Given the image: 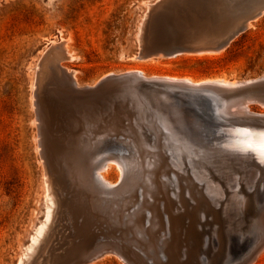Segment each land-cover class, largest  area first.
I'll use <instances>...</instances> for the list:
<instances>
[{
    "label": "rangeland",
    "instance_id": "374dc122",
    "mask_svg": "<svg viewBox=\"0 0 264 264\" xmlns=\"http://www.w3.org/2000/svg\"><path fill=\"white\" fill-rule=\"evenodd\" d=\"M259 7H264V0H0V264H78L83 254L105 244L117 246L114 248L124 257L108 251L86 264H237L249 255L250 248L264 236V168H257L253 178L249 169L234 157L226 156L224 159L232 170L204 165L210 168L216 183L201 168L203 165L190 164L202 157L192 156L193 160L180 156L181 151L175 147L174 132L195 135L188 131V125L163 122L155 117L153 122L161 123L162 128L156 125L167 138L160 140L162 149L166 147L162 154L167 161V173L156 174L155 159L145 154L149 138L143 137L145 126L138 117H145V109H137L133 115L134 130L141 142L134 132L128 134L125 129L122 133L113 122L114 114L109 116L112 118L108 114L144 77L149 82L157 78H186L194 83L221 80L235 83L236 88L264 79V11L250 19V25L229 42L225 41L230 32L242 25L247 13ZM160 47L191 50L146 54L147 48ZM110 79L119 86L114 83L106 87L109 95L104 103L86 104L73 91L94 89ZM248 93L255 94L254 99ZM263 93L264 86L242 95L251 98L250 102L253 100L241 102L242 106L246 102L256 118L264 117ZM237 101H232L234 107L239 104ZM234 107L231 111L236 110ZM155 108L162 111L159 106L149 109ZM183 110L189 114L196 112L192 108ZM123 122L128 126V120ZM150 139L155 141V136ZM202 148L218 154L213 146ZM98 153L130 162L127 170L112 164L109 169L89 173L90 168H96L94 159ZM76 163L86 167L88 173L82 174L83 168ZM195 171L197 175L193 174ZM186 174H190L188 177L197 188L207 187L203 190L205 194L219 201L218 205L209 197L213 213L210 209V212L197 211L194 222H198L193 231L195 236L200 231L202 247L194 260L187 256L196 242L195 237L187 235L191 219L173 225L176 228L169 221L170 213H184L181 197L190 204H187L191 207L187 206L189 211L195 205L184 189L186 181L180 179ZM154 180L168 187L162 188L161 195L155 191L159 183ZM97 182L103 185L98 186ZM52 189L57 193L55 196ZM214 190H221L217 191L219 196ZM166 199L175 203L170 213L164 208V202L168 205ZM118 210H122L121 214ZM221 216L224 220H220ZM45 226L46 232L41 236L40 228ZM210 228L218 234L209 233ZM174 240L178 243L175 241L173 249L177 255L172 256L177 257L173 259L169 248ZM252 264H264V249Z\"/></svg>",
    "mask_w": 264,
    "mask_h": 264
},
{
    "label": "bare ground",
    "instance_id": "6f19581e",
    "mask_svg": "<svg viewBox=\"0 0 264 264\" xmlns=\"http://www.w3.org/2000/svg\"><path fill=\"white\" fill-rule=\"evenodd\" d=\"M170 1H173V0H170ZM247 25H250V23H249V21H247L246 22V25L245 26H247ZM250 27V26H249ZM213 53V52H212ZM174 57V56H173ZM131 74V73H130ZM131 76V75H130ZM129 75H128V77H130ZM133 76V75H132ZM118 77V76H117ZM125 77V76H124ZM123 77V78H124ZM126 77H127V75H126ZM135 77V76H134ZM133 77V78H134ZM132 78V77H131ZM132 78V79H133ZM141 78H143V76L141 77ZM140 77H139V79H141ZM122 79V78H121ZM131 79V80H132ZM144 79H146L145 77L143 78V80ZM111 80V79H110ZM157 80H162V79H160V78H157ZM163 80H165V81H169V82H172V83H184V84H186V85H190L191 86V88H193V89H196L195 90V93H193V95H195L197 98L199 97V95H200V93H202V92H200V91H197V88L198 87H201L202 85H210V86H215V85H218V86H215V87H219V88H221L220 90V93H222L223 95H228V96H230L231 98H232V100L231 101H229L228 103H223V102H220L218 99H216L215 98V96H213V95H211V97L207 100H205V101H203L204 103H207L210 107H205L204 105H203V103L201 104V103H199V102H197V100H195L193 103H192V105H193V107L197 110V112L196 113H193V114H187L186 112H185V110H183V108H181L180 106H178L177 105V102L175 103L174 101H172V106L171 107H169V108H167L166 109V111H165V113H160V112H157L156 113V116L157 117H159V118H162L161 120L164 122H169V121H171L173 124H177L178 122H181V123H184L185 124V126L186 125H188V131L191 133V131L192 132H194L195 133V135L194 134H192L191 136L190 135H187V136H185V134H183L182 132H180V131H178V132H174L173 134H174V139H173V142H174V144L176 145L175 147H176V149H178L179 151H181L180 152V156H185L186 155V157H188V156H190L191 158H192V156H195V157H202V160L201 161H197V162H191L190 164H194L195 165V163H197L198 164V167H199V165L200 166H202L203 165V167H201V168H205V172L206 173H209V176H210V178H212V180L213 181H215L216 182V177H214L212 174H211V170H210V168H206L204 165H206V164H212L211 166V168H213V169H216L217 167H220L221 169L222 168H224V167H227V168H229L230 170H232L231 169V167L228 165V161H226L225 159H224V157H226V156H232V157H234V159L239 163V164H241V165H244L245 166V168H247V169H249V172L251 171L252 172V177L254 178V176H255V174H256V171H257V168H264V135H262V134H264V117H259V118H256V116L254 117L253 115H252V113H250L249 111H250V108H249V106H246V102L245 101H243V102H245L244 104H243V106H245V107H243L242 106V104L241 103H239L238 105H236L235 107H236V110L235 111H231V108L232 107H234V103L232 102V101H234V100H236V99H238L237 98V93L235 92V88H234V86H235V83H233V82H226V81H221V80H218V81H215V82H212V83H214L215 85H213L211 82H207V83H194V82H192L190 79H179V78H174V79H163ZM113 81V80H112ZM121 81V80H120ZM123 81V80H122ZM121 81V82H122ZM129 81V80H128ZM152 81V80H151ZM58 82V81H57ZM105 82V81H104ZM114 82V81H113ZM117 82V81H116ZM130 82V81H129ZM132 82H133V80H132ZM54 83H55V81H54ZM115 83V82H114ZM119 83V82H118ZM251 83V82H250ZM53 84V83H52ZM59 84V83H58ZM62 84V82L60 83V86H62L61 85ZM120 84V83H119ZM122 84H123V82H122ZM121 84V85H122ZM129 84V86L130 85H132L133 83H128ZM212 84V85H211ZM66 85V84H65ZM75 85L77 86L78 84H77V82H75ZM115 85H117L116 83L114 84V86ZM123 85H125V83L123 84ZM122 85V86H123ZM126 85H127V83H126ZM56 86H57V84H56ZM64 86V85H63ZM98 86H99V84H98ZM117 86H119V85H117ZM182 86V85H181ZM51 87H53V86H51ZM67 87V86H66ZM75 87V86H74ZM92 87V86H91ZM94 87H96V86H94ZM183 87V86H182ZM54 88V87H53ZM56 88V87H55ZM64 88V87H63ZM69 88V87H68ZM78 88V87H77ZM80 88V87H79ZM88 88H90V87H88ZM228 88V89H227ZM48 89H49V87H48ZM52 89V88H51ZM72 89H73V87H72ZM132 89V88H131ZM50 90V89H49ZM57 90V89H56ZM55 90V91H56ZM61 90V89H60ZM74 90V89H73ZM46 91V90H45ZM51 92V91H50ZM49 92V93H50ZM59 92V91H58ZM73 92V91H72ZM66 93V92H65ZM70 93V92H69ZM262 92H260V94H261ZM72 94V93H71ZM122 94V93H121ZM125 94V93H124ZM127 94V93H126ZM249 95V97H251L250 96V94L251 93H248ZM257 94V93H256ZM260 94H257V95H260ZM52 96L54 95L53 93L51 94ZM251 95H253V99H254V96H255V94H251ZM261 96V95H260ZM263 96H264V93H263ZM262 96V97H263ZM120 97V96H119ZM118 97V98H119ZM124 97H125V95H124ZM252 98V97H251ZM251 98H247V96H246V98L244 97V99H247L248 101L251 99ZM264 98V97H263ZM114 99V98H113ZM119 101H121V100H119ZM180 101V100H179ZM178 101V102H179ZM242 101V100H241ZM251 101V100H250ZM249 101V103H252L253 102V100H252V102H250ZM150 102V101H149ZM237 102H239V101H237ZM151 103V102H150ZM180 104H183L184 102L183 101H180L179 102ZM249 103H247V105L249 104ZM145 104V103H144ZM40 105V104H39ZM115 105H116V103H115ZM263 105H264V103H263ZM110 107H111V105H110ZM116 107V106H115ZM235 107H234V109H235ZM70 108V107H69ZM144 108V107H143ZM101 109H102V107H101ZM156 109V108H155ZM233 109V110H234ZM95 111V110H94ZM101 111V110H100ZM162 112V111H161ZM113 114H109V116H112ZM138 115V114H137ZM139 115H140V113H139ZM145 115H146V119H147V122L146 121H143V123H144V126L145 127H147L148 128V130H149V133H147L145 130H143L144 128H142V130H143V132L145 131L146 132V135L145 136H143V137H145V138H149V141H148V145H146L147 146V148L145 149V154L146 155H148L149 157L151 156V157H153L155 160V162H153L154 164V168H156L154 171L156 172V174L157 173H159V172H161V171H163V173L165 172V173H167L166 171V169L165 168H167V164H166V159H165V157H164V155L162 154V151L163 150H166L165 148V146H164V149H162V147H161V145H160V143L162 142H160V140L161 139H163V137H164V139L165 140H167V138H166V136H163V132L160 130V128L156 125V124H154V123H152V120H153V118H154V114L153 113H151L150 111H146V113H145ZM100 116V115H99ZM102 116V115H101ZM114 116V117H113ZM112 117L114 118V119H117V120H120V119H123V117H128V115L126 114V113H116V114H114ZM133 117H135V116H133ZM101 118H103V117H101ZM110 118V117H109ZM113 119V120H114ZM136 119V118H135ZM102 119H100V121H101ZM111 120V119H110ZM112 120V121H113ZM137 120H138V118H137ZM70 121V120H69ZM142 121V120H141ZM74 122V121H73ZM73 122H71V124L73 123ZM76 122H78V120H76ZM98 122H99V118H98ZM103 122V121H102ZM114 122V121H113ZM162 122V123H163ZM170 122V123H171ZM97 123V122H96ZM95 123V124H96ZM109 123V122H108ZM133 123H134V121H133ZM40 124H42V123H40ZM67 124H69V123H67ZM79 124V123H78ZM99 124V123H98ZM111 124V123H110ZM110 124H108V125H110ZM136 124V123H135ZM166 124V123H165ZM44 125H45V123H44ZM80 125V124H79ZM159 125V124H158ZM90 126V125H89ZM94 126V125H93ZM100 126V125H99ZM117 126V125H116ZM115 126V127H116ZM139 126V125H138ZM137 125H136V127H138ZM160 126V125H159ZM80 128L82 127V126H79ZM105 127H107V124H106V126ZM110 127V126H109ZM141 127H142V125H141ZM184 127V126H183ZM108 128V127H107ZM134 128V127H133ZM140 128V127H139ZM41 129V128H40ZM97 129H98V126H97ZM101 129V128H100ZM134 129H136V128H134ZM132 130V132H134V134H135V136H137L138 137V139L140 140V137H139V135L137 134V132L135 131V130ZM175 130H176V128H175ZM185 130V129H184ZM191 130V131H190ZM94 131H97V130H94ZM98 131H99V129H98ZM101 131V130H100ZM109 131V130H108ZM112 131H115V130H112ZM111 131V132H112ZM125 131V130H124ZM140 131V130H139ZM186 131V130H185ZM102 132H103V129H102ZM104 132H106V130L104 131ZM110 132V131H109ZM54 133V132H53ZM98 133V132H97ZM99 133H101V132H99ZM108 133V132H107ZM117 133V132H116ZM115 133V134H116ZM142 133V132H141ZM43 134V133H42ZM59 134V133H58ZM109 134V133H108ZM114 134V135H115ZM122 134V133H121ZM41 135V134H40ZM93 135H94V132H93ZM113 135V134H112ZM142 135V134H141ZM150 135V136H149ZM152 135H154L155 136V141H153V139L151 140L150 139V137L152 136ZM195 136V138L194 137H192V136ZM59 136V135H58ZM99 136V135H98ZM107 136H111V134H109V135H107ZM43 137V136H42ZM57 137V136H56ZM87 137V136H86ZM127 137V136H126ZM94 138V137H93ZM92 138V139H93ZM56 139V138H55ZM75 139V138H74ZM79 139V138H78ZM91 139V140H92ZM95 139V138H94ZM93 139V140H94ZM101 140H102V138H100ZM132 140H133V138H131ZM138 139H137V142H139L138 141ZM41 140V139H40ZM105 140V139H104ZM113 140V139H112ZM114 140H115V138H114ZM131 141V140H130ZM44 142V141H43ZM42 142V143H43ZM68 142V141H67ZM74 142H76V141H74ZM100 143H102V141H99ZM140 142H141V140H140ZM41 143V142H40ZM113 143V142H112ZM167 143V142H166ZM190 143H193V145L191 146L190 145ZM141 144V143H140ZM161 144H163V143H161ZM74 145H76L77 146V143H75ZM94 145V144H93ZM113 145H114V143H113ZM121 145V144H120ZM134 145V144H133ZM143 145V144H142ZM145 145V144H144ZM168 145V144H167ZM166 145V146H167ZM204 145H206V147L207 146H209V147H215L214 149H216V151H218V154H212L210 151H204L203 150V148H202V146H204ZM119 146V145H118ZM123 146V145H122ZM123 147H125V146H123ZM138 147V146H137ZM140 147V146H139ZM133 148H135V147H133ZM142 148V147H141ZM44 149V148H43ZM211 149V148H210ZM102 150V149H101ZM101 150H100V152H101ZM133 150V149H132ZM143 150V149H142ZM212 150V149H211ZM106 151V150H105ZM109 151V150H108ZM108 151H106V152H108ZM65 152V151H64ZM69 152V151H68ZM71 152V151H70ZM92 152V151H91ZM105 152V153H106ZM113 152V151H112ZM134 152V151H133ZM142 152H144V151H142ZM110 153H111V150H110ZM222 153V154H221ZM50 154V153H49ZM63 154V153H62ZM97 154V153H96ZM144 153H143V155H145ZM69 155V154H68ZM82 155V154H81ZM98 157L96 158V159H94V158H92V159H94L95 160V164L94 165H96V168H90L89 169V173L91 172V171H101L102 169L104 170V169H109L110 167H112V164H116L117 166L119 165V167L120 168H126V170H127V168H128V164L127 163H130V162H127V163H123L121 160V162L117 159H115V158H112V157H110V156H106V155H101L100 153H98ZM109 155V154H108ZM173 155V154H172ZM171 155V156H172ZM87 156V155H86ZM132 156V155H131ZM130 156V157H131ZM57 157H59V156H57ZM61 157V156H60ZM72 157V156H71ZM71 157H69V158H71ZM74 157V156H73ZM77 157V156H76ZM139 157H140V155H139ZM143 157H145V156H143ZM141 158L142 160L144 159V158ZM185 157V158H186ZM194 157V158H195ZM85 158V157H84ZM146 158V157H145ZM152 158V159H153ZM179 158V157H178ZM181 158V157H180ZM183 158V157H182ZM45 159H46V157H45ZM75 159H77V158H75ZM120 159H121V157H120ZM134 159L136 160V158L134 157ZM151 158H150V160H152ZM193 159V158H192ZM229 159V158H228ZM73 160H74V158H73ZM88 160H89V158H88ZM90 160H91V158H90ZM134 160V161H135ZM181 160V159H180ZM194 160V159H193ZM76 161H82V160H76ZM84 161H85V159H84ZM125 161V160H124ZM134 161H132V162H134ZM158 161H160V163L158 164ZM86 162V161H85ZM131 162V163H132ZM137 162V161H136ZM148 162H150V161H148ZM175 162V161H174ZM184 162H186V159H185V161ZM183 162V163H184ZM143 163H144V160H143ZM143 163H142V165H143ZM151 164H152V162H150ZM181 163V162H180ZM63 164V163H62ZM68 164V163H67ZM70 164V163H69ZM77 164V163H76ZM140 164V163H139ZM148 164V163H147ZM150 164V165H151ZM71 165H72V163H71ZM77 165H79V163L77 164ZM76 165V166H77ZM87 165V164H86ZM89 165V164H88ZM131 165V164H130ZM133 165V164H132ZM131 165V166H132ZM141 165V166H142ZM180 165V164H179ZM221 165H224L223 167L221 166ZM58 167H60L59 165H58ZM75 167V166H74ZM61 168V167H60ZM71 168V167H70ZM69 168V169H70ZM79 168H83V166H81V165H79ZM169 168V167H168ZM186 168V167H185ZM77 169V168H76ZM142 169H143V167H142ZM171 169V168H170ZM78 170V169H77ZM83 172H82V174H84V173H88V170H87V168L85 167V168H83ZM85 170H87L86 172H85ZM151 170V169H150ZM217 170V169H216ZM74 171V170H73ZM72 171V172H73ZM171 171V170H170ZM169 171V172H170ZM185 171V170H184ZM126 172V171H125ZM125 172H122V173H124V175H125ZM146 172V171H145ZM227 172V171H226ZM234 172V171H233ZM48 173H49V171H48ZM58 173V172H57ZM66 173V172H65ZM77 173V172H76ZM81 173V172H80ZM92 173V172H91ZM147 173H149V172H147ZM152 173H153V171H152ZM165 173H164V175H165ZM232 172H230L228 175H229V177H230V174H231ZM262 173V172H261ZM81 174V175H82ZM131 174V173H130ZM193 174L194 175H197V173H196V171L195 172H193ZM199 174V173H198ZM259 174V173H258ZM68 175V174H67ZM78 175V174H77ZM80 175V174H79ZM86 175V174H85ZM154 174H152V176H153ZM185 175V174H184ZM188 175L190 176V174H186V176H180V179L181 180H185L186 181V186H185V188L184 189H187L188 190V192L190 193V195H189V197L188 198H190L191 197V199L192 200H194L193 202H195V205H191L192 206V208H193V210H192V212L191 211H189V209L187 208V206L188 205H190L188 202H186V199L185 200H182V198L184 199V196L183 197H181L180 198V206H181V208H183L184 210V213L183 214H180L179 213V215H174L173 213H170V212H172V211H170L171 209H172V206L175 204L173 201H169V200H167L168 201V205L166 204V202H164L165 203V207L164 208H166V210L170 213V214H172L171 215V219L169 220L170 221V223L172 224L171 225V227L174 225L175 226V224L176 225H178V224H182V220L184 219L185 220V218L188 220V218H190L191 220V222H190V225H189V227H188V232H189V234H187V235H190L191 237H195L196 238V242L194 243L195 245H194V247L190 250V252H189V254L187 255V256H189L190 257V259H192V260H194V258H195V255L201 250V247H202V242L200 241V238H198V236L199 235H201V234H199L200 233V231L199 230H197V231H199V233L197 234V236H195V233H194V231H193V229L195 228L194 226V224L196 223V222H198V220L197 221H195L194 222V220L196 219V215L198 214L197 213V211L198 210H200V209H205V210H211L212 211V208L210 207V199L211 200H213L214 202H217V204L219 205V201L217 200V199H215V197L213 198V197H210L209 195H207V194H205V192L203 191L205 188H207V187H205L204 186V184H203V186L205 187H202V188H200L201 190H197V189H199V188H197L195 185H194V181H193V179L192 178H189L188 177ZM206 175V174H205ZM263 175V174H262ZM65 176V175H64ZM87 176V175H86ZM175 176V175H174ZM251 176V175H250ZM69 176H67V178H68ZM156 177H158V176H156ZM166 177V176H165ZM191 177V176H190ZM200 177V176H199ZM198 177V178H199ZM238 177V176H237ZM259 177V176H258ZM82 178V177H81ZM81 178H80V180H81ZM124 178V177H123ZM139 178V177H138ZM153 178V177H152ZM178 178V177H177ZM209 178V179H210ZM239 178V177H238ZM50 179V178H49ZM72 179H75V178H72ZM126 179V178H125ZM159 179V178H158ZM157 178H156V180H158ZM179 179V178H178ZM177 179V181H179ZM65 180H67V179H65ZM87 180V179H86ZM127 180V179H126ZM151 180H153V179H151ZM176 180V179H175ZM226 180V179H225ZM50 181H52V180H50ZM68 181V180H67ZM73 181V180H72ZM143 181V180H142ZM164 181V180H163ZM169 181V180H168ZM184 181V182H185ZM209 181H211V180H209ZM220 181V180H219ZM81 182V181H80ZM86 182V181H85ZM88 182V181H87ZM154 182H156L155 180H154ZM161 181H159V182H156V184L157 183H159V185H158V187H157V185H156V187H157V189H156V187H154L156 190V193H158L159 195H161L162 194V192L164 191V189H162V188H165V190H166V187H162V183H160ZM53 183V182H52ZM51 183V184H52ZM163 183H165V181L163 182ZM217 183V182H216ZM227 183V182H226ZM124 184V183H123ZM136 184V183H135ZM151 184H153L152 182H151ZM166 185H167V183H165ZM177 184V183H176ZM232 184V183H231ZM75 185V184H74ZM97 185L98 186H101V185H103L102 183H98L97 182ZM65 186V185H64ZM67 186V185H66ZM85 186V185H84ZM122 186V185H121ZM120 186V187H121ZM181 186V185H180ZM220 186V185H219ZM232 186V185H231ZM245 186V185H244ZM80 187V186H79ZM178 187H179V185H178ZM184 187V186H183ZM183 187L181 188V189H183ZM218 187V186H217ZM233 187V186H232ZM247 187V186H246ZM76 188V187H75ZM150 188V187H149ZM168 188V187H167ZM197 188V189H196ZM242 188V187H241ZM120 189H123V187L122 188H120ZM151 189V188H150ZM179 189V188H178ZM75 190V189H74ZM73 190V191H74ZM81 190V189H80ZM103 190H105V189H103ZM103 190H102V192H103ZM115 190V189H114ZM162 190V191H161ZM173 190V189H172ZM248 190V189H247ZM52 191H53V189H52ZM67 191V190H66ZM78 191V190H77ZM85 191V190H84ZM93 191V190H92ZM91 191V192H92ZM97 191V190H96ZM95 191V192H96ZM99 191H101L100 190V188H99ZM123 191V190H122ZM170 191V190H169ZM217 191H221V190H217ZM216 190H214V194H216V195H218L219 196V193L217 192ZM257 191V190H256ZM108 192H110V191H108ZM171 192V191H170ZM183 192H185L184 190H183ZM223 192V191H222ZM100 193V192H99ZM152 193V192H151ZM57 193L55 192V191H53V195L55 196ZM89 194V193H88ZM93 194V193H92ZM154 194V193H153ZM178 194H180V193H178ZM188 194V193H187ZM211 194H212V192H211ZM71 195H72V193H71ZM155 195V194H154ZM153 195V196H154ZM168 195V194H167ZM183 195H186L185 193L183 194ZM213 195V194H212ZM75 196V195H74ZM78 196V195H77ZM81 196V195H80ZM152 196V195H151ZM156 196V195H155ZM172 196V195H171ZM180 196H181V194H180ZM71 197V196H70ZM157 197V196H156ZM165 197V196H164ZM186 197V196H185ZM209 197H210V199H209ZM71 199V198H70ZM76 199V198H75ZM84 199H85V197H84ZM87 199V198H86ZM89 199V198H88ZM98 199V198H97ZM116 199V198H115ZM161 199V197L159 198V200ZM165 199V198H164ZM163 199V200H164ZM170 199H173V198H170ZM83 200V199H82ZM90 200V199H89ZM92 200V199H91ZM148 200V199H147ZM190 200V199H189ZM191 200V201H192ZM244 200V199H243ZM248 200V199H247ZM63 201H65V200H63ZM99 201H101L100 199H99ZM158 201V200H157ZM71 202V201H70ZM85 202V201H84ZM102 202V201H101ZM129 202V201H128ZM135 202V201H134ZM147 202V201H146ZM153 202H155V201H153ZM221 202V201H220ZM225 202V201H224ZM248 202V201H247ZM66 203V202H65ZM82 203V202H81ZM145 203V202H144ZM143 203V204H144ZM148 203V202H147ZM243 203H245L244 201H243ZM250 203V202H249ZM248 203V204H249ZM67 204V203H66ZM72 204V203H71ZM70 204V205H71ZM87 204V203H86ZM130 204H131V202H130ZM150 204V203H149ZM159 204V203H158ZM188 204V205H187ZM77 205V204H76ZM129 205V204H128ZM146 206H147V204H145ZM154 205V204H153ZM247 205V204H246ZM72 206H74V205H72ZM103 206V205H102ZM101 206V207H102ZM106 206V205H105ZM160 206V205H159ZM77 207V206H76ZM82 207V206H81ZM153 207V206H152ZM155 207H156V205L154 206V209H155ZM188 207H190V206H188ZM83 208V207H82ZM142 208V207H141ZM191 208V207H190ZM75 209V208H74ZM78 209H80L79 207H78ZM121 209V208H120ZM146 209V208H145ZM243 209V208H242ZM250 209V208H249ZM101 210H102V208H101ZM115 210V209H114ZM210 210H209V212H210ZM83 211H85V210H83ZM89 211V210H88ZM117 211V210H116ZM115 211V212H116ZM119 211V210H118ZM120 211H122V210H120ZM119 211V213L121 214V212ZM152 211V210H151ZM217 210H215V212L214 213H217V214H219V212H216ZM87 212V211H86ZM142 212H143V210H142ZM154 212V211H153ZM164 212H165V210H164ZM163 212V213H164ZM78 213V212H77ZM119 213H115V214H119ZM166 213V212H165ZM212 213H213V211H212ZM244 213V212H243ZM167 214V213H166ZM209 214H211V213H209ZM82 215V214H81ZM114 215V214H113ZM212 215V214H211ZM261 215V214H260ZM259 215V217H262V216H260ZM77 216V215H76ZM115 216V215H114ZM213 216H214V214H213ZM218 216H220V215H218ZM82 217V216H81ZM104 217V216H103ZM105 217H107V216H105ZM110 217V216H109ZM119 217H120V215H119ZM152 217V216H151ZM222 217L223 216H221V218H220V220H224V219H222ZM75 218V217H74ZM95 218V217H94ZM121 218V217H120ZM120 218H118V219H120ZM144 218H145V216H144ZM155 218V217H154ZM204 218H206V216L204 217ZM219 218V217H218ZM88 219V218H87ZM102 219V218H101ZM127 219V218H126ZM164 219V218H163ZM197 219H198V217H197ZM78 220V219H77ZM98 220V219H97ZM84 221V220H83ZM89 221V220H88ZM120 221H121V219H120ZM140 221H142V220H140ZM205 221H207V220H205ZM93 222V221H92ZM100 222V221H99ZM98 222V223H99ZM258 222V221H257ZM73 223V222H72ZM83 223V222H82ZM87 223V222H86ZM106 223V222H105ZM149 223V222H148ZM85 224V223H84ZM96 224V223H95ZM101 224V223H100ZM103 224V223H102ZM142 224V223H141ZM152 224V223H151ZM157 224V223H156ZM215 224H216V222H215ZM252 224V223H251ZM129 225V224H128ZM136 225H138V223H136ZM209 225V224H208ZM218 225H219V223H218ZM217 225V226H218ZM95 226V225H94ZM116 226V225H115ZM151 226V225H150ZM158 226V225H157ZM173 226V228H176V227H174ZM182 226V225H181ZM263 226V225H262ZM48 227V226H47ZM165 227H167V226H165ZM186 227V226H185ZM259 227V226H258ZM261 227V226H260ZM74 228H76V227H74ZM118 228V227H117ZM43 229H44V231H43ZM46 226L45 227H43V228H40V231H41V236L42 235H44V233L46 232ZM93 229V228H92ZM222 229V228H221ZM74 230V229H73ZM76 230H77V228H76ZM122 230V229H121ZM134 230V229H133ZM132 230V231H133ZM179 230V229H178ZM81 231V230H80ZM116 231V230H115ZM124 231V230H123ZM82 232V231H81ZM94 232V231H93ZM92 232V233H93ZM98 232V231H97ZM103 233H104V231H102ZM112 232V231H111ZM129 232V231H128ZM155 232V231H154ZM175 232V231H174ZM173 232V233H174ZM204 232V231H203ZM209 233H211V234H216L217 232H215L212 228H210L209 229V231H208ZM83 233V232H82ZM85 233V232H84ZM113 233V232H112ZM112 233H111V235H112ZM126 233V232H125ZM135 233V232H134ZM153 233V232H152ZM179 233V232H178ZM86 234V233H85ZM110 234V233H109ZM117 234H119V233H117ZM144 234V233H143ZM167 234V233H166ZM175 234V233H174ZM218 234V233H217ZM79 235V234H78ZM84 235V234H83ZM82 235V236H83ZM94 235V234H93ZM123 235V234H122ZM137 235V234H136ZM155 235V234H154ZM173 235V234H172ZM171 235V236H172ZM175 235H177V233L175 234ZM178 235H180V234H178ZM86 237V236H85ZM159 237V236H158ZM181 237V236H180ZM180 237H177V239H179ZM200 237V236H199ZM83 238V237H82ZM112 238V237H111ZM140 238V237H139ZM138 238V239H139ZM155 238V237H154ZM162 238V237H161ZM222 238V237H221ZM220 238V239H221ZM87 239V238H86ZM128 239V238H127ZM141 239V238H140ZM149 239V238H148ZM157 239V238H156ZM174 239V238H173ZM187 239V238H186ZM190 239V238H189ZM194 239V238H193ZM61 240V239H60ZM88 241L90 240V239H87ZM116 240V239H115ZM181 240V239H180ZM86 241V240H85ZM136 241V240H135ZM158 241V240H157ZM175 241L176 240H174L173 242H172V245L170 246V248L169 249H171L170 250V252L172 253L171 254V256L172 255H177L176 254V252H175V250L174 249H176V248H174V245H176L175 244ZM178 241V240H177ZM176 241V242H177ZM186 241V240H185ZM112 241H110L109 243H111ZM161 242V241H160ZM85 243H87V241L85 242ZM108 243V242H107ZM113 244H114V241L112 242ZM111 243V244H112ZM133 243V242H132ZM154 243L156 244V242L154 241ZM178 243V242H177ZM182 243V242H181ZM187 243V242H186ZM123 244V243H122ZM136 244V243H135ZM165 244V243H164ZM180 244V243H179ZM118 245V244H117ZM166 245H168V243L166 244ZM165 245V246H166ZM178 245V244H177ZM75 246V245H74ZM86 246H88V245H86ZM109 245L107 244V246H106V244H105V246H98V247H96L94 250H92L91 252H88V253H86V254H83L79 259H78V264H86V262H88V261H91V260H94V259H96V258H98L99 256H101V255H104V254H106V252H108V253H117V254H119V255H121L122 257H124L117 249H115L117 246H114L113 248L112 247H108ZM122 246V245H121ZM127 246V245H126ZM133 246V245H132ZM153 246V245H152ZM78 247V246H77ZM167 247V246H166ZM186 247V246H185ZM184 247V248H185ZM75 248V247H74ZM118 248V247H117ZM122 248H124V247H122ZM168 248V247H167ZM166 248V249H167ZM174 248V249H173ZM183 248V249H184ZM212 248V247H211ZM166 249L164 250V251H166ZM178 249H179V247H178ZM263 249H264V236L262 235L260 238H259V241L257 242V243H255L254 244V246L252 247V248H250V251H249V255H247L246 257H244L243 259H241L242 261L241 262H239V263H237V264H240V263H243V264H252L253 262H254V260L256 259V257H258L259 256V254L263 251ZM124 250H125V248H124ZM139 250H140V247H139ZM69 251V250H68ZM131 251H132V249H131ZM187 251V250H186ZM125 252H127V251H125ZM146 252V251H145ZM168 252V251H167ZM163 253V252H162ZM129 254V253H128ZM145 254V253H144ZM137 255V254H136ZM56 256V255H55ZM171 256H170V258H171ZM182 256V255H181ZM125 257H126V255H125ZM140 257H142V256H140ZM173 257V259L175 258V257H177V256H172ZM228 257V256H227ZM131 258V257H130ZM138 258V257H137ZM230 258V257H229ZM52 259V258H51ZM126 259V258H125ZM124 259V260H125ZM169 259V258H168ZM178 258H176L175 259V261L177 260ZM139 260V259H138ZM143 260V259H142ZM152 260V259H151ZM225 260H226V256H225ZM126 261V260H125ZM140 261V260H139ZM144 261V260H143ZM174 261V260H173ZM174 261V262H175ZM148 262V261H147ZM162 262V261H161ZM188 262V261H187ZM193 262H195V261H193ZM224 263H226L225 261H223ZM230 262H231V260H230ZM160 263V262H159ZM176 263V262H175ZM75 264H77V262L75 263ZM135 264V263H134ZM141 264H142V262H141ZM147 264V263H146ZM169 264V263H168ZM179 264V263H178ZM182 264V263H181ZM189 264V263H188ZM193 264V263H192ZM223 264V263H222ZM234 264V263H233Z\"/></svg>",
    "mask_w": 264,
    "mask_h": 264
},
{
    "label": "water",
    "instance_id": "95a60500",
    "mask_svg": "<svg viewBox=\"0 0 264 264\" xmlns=\"http://www.w3.org/2000/svg\"><path fill=\"white\" fill-rule=\"evenodd\" d=\"M264 11V7H259L251 12L247 13V16L244 18L245 21H242V25L238 26L234 31L230 32L229 35L226 38V43L229 42L234 36H236L240 31H242L245 28L246 22L250 19H253L256 17L259 13ZM241 24V23H240ZM185 50H191L189 47H171V48H147L146 54H158L161 51H163L165 54H172L174 52L178 51H185ZM133 77V76H131ZM116 82V81H114ZM113 81L107 80L103 83H101L98 87L92 89V88H85L82 90H76L74 89V93L78 96V98L85 102L86 104L101 102L104 103L108 98V91L106 90V87L112 86L114 84ZM181 85H184L185 87H181ZM157 86V87H156ZM264 86V79H260L258 81H254L252 83L248 84H241L240 87L235 88V92L237 93V98L239 100V103L242 104L241 99H244L243 93H246L248 91H255L259 88ZM156 88V90H155ZM158 89V90H157ZM221 88L210 86V85H202L201 87L197 88V91H200L199 97L197 98L193 93H195L196 89L191 88L190 85H186L184 83H172L165 80H156L152 82H149L147 80H138L137 84L132 87V90H130L127 94V96L120 101V104L115 107L113 112H110L111 114L116 113H126L128 117H124L123 119L117 120L114 119V123L119 127L120 131L123 133V130H127V133L132 132L134 129V119L133 115L134 112L138 110H144V115L146 111H150L154 114V118L156 116L157 112L165 113L166 109L172 106V101L175 103L177 102V105L181 108H187V109H195L192 105V103L197 100L199 103H203L205 107H210L207 103H204L206 99L208 100L211 95L215 96L216 99H218L220 102L226 103L227 101H231L232 98L228 95H223L220 93ZM228 89V88H227ZM143 99V100H142ZM183 101V104H180V101ZM227 100V101H226ZM151 103H150V102ZM179 101V102H178ZM145 102H147V106H145ZM100 103V104H101ZM154 106H159L162 110V112L158 109L151 111L149 108H154ZM144 107V108H143ZM149 107V108H148ZM197 112V110L195 109ZM194 111H191V114L196 113ZM189 114V113H187ZM109 117V114H108ZM141 118L142 121L147 122V117L144 116H138ZM112 118V117H110ZM154 118L152 120V123H154ZM123 120H128L129 124L126 126L123 122ZM157 120H159L157 118ZM161 122V121H160ZM143 123V122H142ZM159 124L160 127L162 126L161 123L155 122L154 124ZM164 124V123H163ZM167 126V125H166ZM144 127V123H143ZM162 128V127H161ZM125 130V131H126ZM144 130L149 133V130L147 127H144Z\"/></svg>",
    "mask_w": 264,
    "mask_h": 264
},
{
    "label": "snow or ice",
    "instance_id": "6c2138e0",
    "mask_svg": "<svg viewBox=\"0 0 264 264\" xmlns=\"http://www.w3.org/2000/svg\"><path fill=\"white\" fill-rule=\"evenodd\" d=\"M262 135H264V134H262Z\"/></svg>",
    "mask_w": 264,
    "mask_h": 264
}]
</instances>
